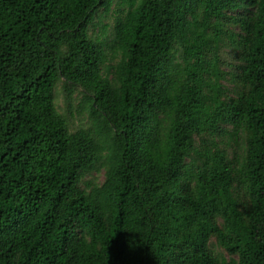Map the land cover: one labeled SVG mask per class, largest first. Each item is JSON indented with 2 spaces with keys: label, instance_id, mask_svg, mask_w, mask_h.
<instances>
[{
  "label": "trees",
  "instance_id": "1",
  "mask_svg": "<svg viewBox=\"0 0 264 264\" xmlns=\"http://www.w3.org/2000/svg\"><path fill=\"white\" fill-rule=\"evenodd\" d=\"M112 4L0 0V264H264V0Z\"/></svg>",
  "mask_w": 264,
  "mask_h": 264
},
{
  "label": "rangeland",
  "instance_id": "2",
  "mask_svg": "<svg viewBox=\"0 0 264 264\" xmlns=\"http://www.w3.org/2000/svg\"><path fill=\"white\" fill-rule=\"evenodd\" d=\"M121 2L122 0H113V4L111 7V11L109 14L104 15L101 19H99L97 17V21L95 23L101 22L102 26L107 25L109 28V32H112V27L116 21V19L119 17V11L123 10L120 6H121ZM100 30V28L97 26V28H95L93 30V28L90 29L91 33H98V31ZM110 36V35H108ZM82 90L78 89L77 92H75V94L73 95V109H72V113L73 116L70 117L69 116V128L72 132L77 131L79 128H86L89 125V118L87 115V112H82L81 115L79 114V112L77 111V108L79 105H81L83 96L81 94ZM55 105L57 110L60 113L65 114L66 113V99H65V93L64 90L62 88V83L60 82L57 87H56V91H55ZM105 179V174H104V170H101L99 172H93L91 174H88L84 180L85 181H93L95 184L97 185H101L103 183V180ZM216 252L220 255H224L227 258H229V256L227 254H225V252L220 248V247H216L215 248Z\"/></svg>",
  "mask_w": 264,
  "mask_h": 264
}]
</instances>
